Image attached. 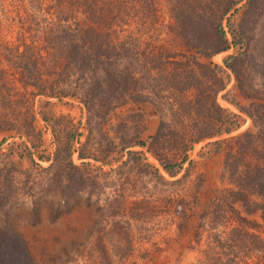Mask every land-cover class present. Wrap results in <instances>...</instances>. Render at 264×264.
Here are the masks:
<instances>
[{
    "label": "trees",
    "instance_id": "obj_1",
    "mask_svg": "<svg viewBox=\"0 0 264 264\" xmlns=\"http://www.w3.org/2000/svg\"><path fill=\"white\" fill-rule=\"evenodd\" d=\"M132 1H11L10 5L17 8L13 18L18 25L13 42L0 39V155L27 159L39 168L40 162H50V166L62 169V178L68 174L67 181L75 182L73 173L65 169L73 166L81 180L97 184L93 169H78L73 164L75 143H80L83 135L92 138L94 123H108L114 109L132 103L141 107V116L157 117L152 141L147 140L163 172L175 177L195 144L241 127L243 118L218 102L232 78L235 83L223 99L249 116L257 131L264 127V91L259 95L249 92L256 80L264 86V41L256 48L258 40L242 23L233 21L240 10L253 20L263 17L264 0H247L242 7H236L242 0H169L177 4L172 13L173 30L183 45L182 50L172 51L141 42V0H136L137 8ZM142 2L154 4V0ZM7 3L0 0V24L9 19ZM230 48L233 51L222 64L211 59ZM53 100L82 107L85 127L70 113H56ZM46 134H50L53 150L44 147ZM147 140L141 139L140 144L146 146ZM223 141H207L205 146L209 152H216ZM129 143L123 142L120 151ZM157 146H165L183 158H162ZM89 157L95 159L93 154L78 152L79 160ZM154 170L169 182L160 169ZM144 171L154 174L150 169ZM202 176L189 197L168 199L162 207L141 212V221L146 224L157 213H172L176 218L174 235L165 238L162 246L142 252V264H177L186 251L201 245L204 248L194 264H248L250 256L264 264V238L256 231L264 227V206L251 207L240 197V190L211 189L206 185L211 176ZM143 202L147 199H141ZM252 211L260 212L263 223H254L244 215ZM103 214L96 220L95 235L88 234L83 243V264H137L125 261L126 253L110 249V240L130 245L132 237L126 230L112 231L109 215L118 217L114 220L119 225L124 223L122 229L130 220L108 208ZM231 215L239 220L240 227L228 228ZM8 264H31V260L18 252L14 258L8 257Z\"/></svg>",
    "mask_w": 264,
    "mask_h": 264
},
{
    "label": "rangeland",
    "instance_id": "obj_2",
    "mask_svg": "<svg viewBox=\"0 0 264 264\" xmlns=\"http://www.w3.org/2000/svg\"><path fill=\"white\" fill-rule=\"evenodd\" d=\"M11 1L7 0L9 19L0 24V39L6 42L14 41L18 25L13 18L17 8L10 5ZM246 1L242 0L236 7H242ZM131 3L135 8L140 7L139 1ZM176 7L177 4L170 3L169 0H154L153 6H148L141 0L138 15L141 19L143 44L150 43L170 51L183 49L181 38L173 30L175 21L172 13ZM233 21L242 23L249 30L250 36L258 40L254 43L256 48L259 47V42L261 45L264 41V15L253 20L240 10L234 14ZM225 28L227 30L226 26ZM232 51L233 48H230L213 55L211 59L222 64L224 57ZM234 83L232 78L218 96V102L243 118L241 127L230 134L207 140L224 139L216 152L208 151L209 148L205 146L207 141L195 144L175 177H169L163 172L157 156L150 149V141L158 124L157 117L141 116V107L132 103L114 109L109 114L108 123H94L92 138L88 139L83 135L81 142L75 143L73 164L78 169H93L97 174V184L81 180L73 166L65 169L69 170V174L73 173L76 183L67 181L68 174H64L62 178V169L50 166V162H40L42 168H39L27 159L20 160L9 154L0 155V264H8V257L14 258L18 252L25 253L31 264H83L84 259L80 255L83 243L88 234L95 235L97 232L96 220L104 216L105 208L111 213H124L125 219L130 220L129 226L125 225L122 229L121 225L124 223L119 225L115 222L119 218L109 215L107 222L112 231L126 230L132 237L130 245L123 240H110L111 251L126 253L125 261L142 264V252L162 246L165 238L174 235L176 218L172 213H154L146 224L141 221V212L154 209L153 206L162 207L168 199L189 197L198 188L203 173L211 176L207 187L240 190V197L248 200L251 207L264 206V127H258L257 131V126L249 116L223 99L222 95ZM255 83L249 92L259 95L264 91V86L257 80ZM236 94L239 96V92ZM53 101L56 113H70L75 120H81L85 127L86 112L82 107L76 104L61 105L56 100ZM131 111L140 112V115L131 114ZM259 130L262 132L259 133ZM84 133L87 132L84 130ZM141 139L150 141L147 140L146 146H142ZM127 141L131 143L121 152L119 146ZM44 147L53 150L50 134L45 135ZM157 147L155 149H158L162 158H183L174 151L170 152L165 146ZM79 151L86 155L93 154L95 159L89 157L79 160ZM82 161L89 164L82 165ZM144 169L152 172L160 169L169 182H164L155 172L147 174ZM143 198L147 202L141 204ZM244 215L254 223H263L259 211ZM231 216L233 218L229 219L228 228L240 227L235 215ZM256 231L264 238V227L259 226ZM88 241L91 242L92 238ZM203 248L204 245H201L194 251H186L177 264L196 263L199 250ZM247 262L260 264V258L250 256Z\"/></svg>",
    "mask_w": 264,
    "mask_h": 264
}]
</instances>
